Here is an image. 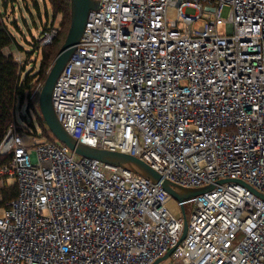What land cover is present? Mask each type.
I'll return each mask as SVG.
<instances>
[{
    "label": "built area",
    "instance_id": "2783aa9c",
    "mask_svg": "<svg viewBox=\"0 0 264 264\" xmlns=\"http://www.w3.org/2000/svg\"><path fill=\"white\" fill-rule=\"evenodd\" d=\"M59 32L47 25L39 46ZM43 85L28 99L38 113ZM52 102L79 143L213 189L179 203L14 123L0 144L18 190L0 209V264H154L170 251L159 264H264V0H100Z\"/></svg>",
    "mask_w": 264,
    "mask_h": 264
},
{
    "label": "water",
    "instance_id": "95a60500",
    "mask_svg": "<svg viewBox=\"0 0 264 264\" xmlns=\"http://www.w3.org/2000/svg\"><path fill=\"white\" fill-rule=\"evenodd\" d=\"M99 4L100 0H71L70 29L63 46L53 62L39 97V113L47 129L59 143L65 145L75 155L130 170L146 179H149L154 184H161L168 194L179 203H183L188 199L195 198L208 192L213 189V186L199 189H184L175 186L168 180H165L158 172L154 171L147 164L136 157L120 152L95 149L83 145L79 143L68 131H66L60 123L53 107V89L59 76L63 72L80 43L87 24L89 13L91 11L98 10ZM26 112L29 113V107H26ZM258 195L264 199L263 195ZM182 214L184 215V232L181 241L184 240L188 229V221L184 209H182ZM172 252L173 251H170L154 264H159L160 262L166 260Z\"/></svg>",
    "mask_w": 264,
    "mask_h": 264
},
{
    "label": "trees",
    "instance_id": "16d2710c",
    "mask_svg": "<svg viewBox=\"0 0 264 264\" xmlns=\"http://www.w3.org/2000/svg\"><path fill=\"white\" fill-rule=\"evenodd\" d=\"M48 2L53 9L55 15L54 19L59 14L63 15V22L61 24L62 29L53 44L42 51L40 69L35 74H33L32 70L23 76L25 67H20L16 62L15 54L10 53L7 55L5 53L6 49L23 50V48L20 46L14 33L10 30L11 25L7 22L4 15H0V144L5 138L8 130L17 122V111L24 107V105L29 107V113L35 112L36 115H38L39 124L43 128V136L50 141H57L55 138L51 137L38 110L34 104L28 100L36 84L45 83L53 62L64 44L60 46V39L64 37L66 40L71 25V0H48ZM14 23L15 22H13V24ZM26 64H28L27 60ZM29 131L35 134L34 125ZM11 158V155H0V172L5 165L10 163ZM1 180L2 177L0 174V181ZM0 194L2 196L1 204H6L17 197V186L9 189H2L0 190Z\"/></svg>",
    "mask_w": 264,
    "mask_h": 264
},
{
    "label": "rangeland",
    "instance_id": "374dc122",
    "mask_svg": "<svg viewBox=\"0 0 264 264\" xmlns=\"http://www.w3.org/2000/svg\"><path fill=\"white\" fill-rule=\"evenodd\" d=\"M185 12L188 15L196 14L195 10L192 8H187ZM1 14L4 15L7 22L11 25L10 30L14 33L20 46L23 48V50L6 49L5 53L7 55H9L10 53H14L15 57H21L22 59L27 60V63H29L27 73L32 70L33 74L37 73L40 69L42 61L41 53L45 48L50 46H39L37 40L40 38L41 32L43 31L44 27L47 25H51L52 23L56 24L61 31L63 15L59 14L54 19L55 15L48 0H0V15ZM230 16L231 8L230 6H225L222 10L221 17L224 21H227ZM13 22L15 23L13 24ZM202 26V22H198L195 25L196 29H199ZM217 32L220 36H226L228 32L226 23L219 25ZM64 41L65 38L61 37L60 46L64 43ZM16 117V125L19 128L23 130H30L34 125L35 129L40 133L42 132L43 134V128L40 126L38 121V115H36L35 112L27 113L25 105L17 111ZM48 132L50 133V131ZM50 135L52 138H54L51 133ZM78 158L80 159L81 157L78 156ZM16 186V182L12 178L5 177L0 181V190L9 189ZM1 203L2 196L0 194V209H3L6 204ZM185 208L187 217L189 218L192 214L193 206L186 205Z\"/></svg>",
    "mask_w": 264,
    "mask_h": 264
},
{
    "label": "crops",
    "instance_id": "0c3cea01",
    "mask_svg": "<svg viewBox=\"0 0 264 264\" xmlns=\"http://www.w3.org/2000/svg\"><path fill=\"white\" fill-rule=\"evenodd\" d=\"M8 203H9V202H7V203H6V206H7V204H8ZM6 206H5L3 209H5V208H6Z\"/></svg>",
    "mask_w": 264,
    "mask_h": 264
},
{
    "label": "bare ground",
    "instance_id": "6f19581e",
    "mask_svg": "<svg viewBox=\"0 0 264 264\" xmlns=\"http://www.w3.org/2000/svg\"><path fill=\"white\" fill-rule=\"evenodd\" d=\"M172 208H174V204H171Z\"/></svg>",
    "mask_w": 264,
    "mask_h": 264
}]
</instances>
